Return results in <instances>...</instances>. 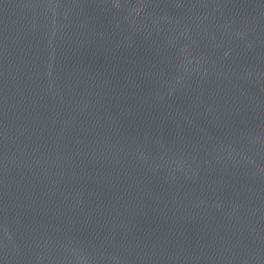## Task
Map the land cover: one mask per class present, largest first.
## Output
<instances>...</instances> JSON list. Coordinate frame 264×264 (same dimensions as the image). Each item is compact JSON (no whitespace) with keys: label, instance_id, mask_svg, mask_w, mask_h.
I'll list each match as a JSON object with an SVG mask.
<instances>
[{"label":"water","instance_id":"water-1","mask_svg":"<svg viewBox=\"0 0 264 264\" xmlns=\"http://www.w3.org/2000/svg\"><path fill=\"white\" fill-rule=\"evenodd\" d=\"M0 264H264V0H0Z\"/></svg>","mask_w":264,"mask_h":264}]
</instances>
